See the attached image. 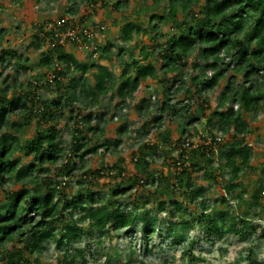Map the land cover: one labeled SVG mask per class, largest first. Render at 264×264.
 Instances as JSON below:
<instances>
[{
	"label": "trees",
	"instance_id": "1",
	"mask_svg": "<svg viewBox=\"0 0 264 264\" xmlns=\"http://www.w3.org/2000/svg\"><path fill=\"white\" fill-rule=\"evenodd\" d=\"M12 1L20 5L22 0ZM150 1L148 5L142 0L134 11L148 19L145 29L129 21L119 29L117 39L122 45L116 55L121 59L127 54V61L122 62L124 69L117 78L104 65L78 63L65 51V43L85 44L94 39L92 28L84 26L86 16L82 13L73 18L81 4L90 6L93 13L107 5L118 12L127 6V1L67 0L66 4L59 5L61 15L57 20L43 19L31 24L43 34L39 38L35 36L27 48L41 51L37 65L45 67L51 77L42 81L41 77L46 74L39 73L36 81L28 84H17L15 80L8 84L7 77L0 80V189L4 192L0 201V261L4 264H31L30 257L41 244L50 240H57V249L64 250L63 264H78L83 251L74 250L72 254L68 247L79 235L97 243H101L98 237L108 242L111 236L121 238L120 234L126 236L127 229L137 226L143 230L147 251L154 222L148 214L154 205L164 212L168 204L166 215L173 220L170 228L180 227V231L189 226L184 214L193 205L190 216H196L200 223H209L211 227L206 233L217 239L229 233L243 238L248 220L264 223V163L251 164L253 152L244 139V134L251 132L244 116L249 115L254 120L264 114V0ZM162 24H168L172 34L165 36ZM68 28L79 29L76 33L79 41L65 38L64 44H60ZM98 31L108 34L105 27H98ZM5 32L0 28V45ZM147 33L153 34L152 39L159 36L164 39L150 48L139 47L145 61L141 64L133 54L137 45L129 43L133 35ZM113 46L114 41L106 37L99 47L100 54L107 55ZM195 52L200 61L189 63L195 72L189 78L191 88L185 82L188 73L184 69L189 66L190 54ZM28 61L10 48L0 49L3 70L12 67L14 74H18ZM92 66L96 74L92 76L94 84L90 85L83 76ZM229 72L232 75H228ZM70 73L80 76L65 84L62 77ZM239 76L241 82H238ZM223 79L225 85L217 97L212 117L204 126L200 121L191 125L198 143L190 140L191 134L185 130L172 141L170 129L163 124L164 114L171 113L177 122L186 119L179 114L177 103L172 104V95L195 96L203 103ZM152 81L160 87L161 114L151 117L138 129L137 150L128 166L117 150L120 141H114L112 149L108 142L89 147L90 139L80 137L82 132H92V136L99 137L104 130L100 122L90 126L91 115L86 119L83 111L94 108L99 100L107 97L109 101L118 99L121 110L125 100L141 85ZM40 87L55 90V94L40 99ZM65 111L73 135L70 144L59 139L56 123ZM138 111L142 114L141 107ZM98 120L103 123V117ZM153 128L154 141L141 140L140 135L147 136ZM215 131L220 133V138L231 136V139L220 144ZM169 144L178 152L177 157L167 159L166 172L153 169L154 154H161ZM101 148L108 155L105 165L100 169H86L85 157L96 154ZM23 156L28 159L26 163H22ZM215 157L216 164L213 163ZM197 170H205L209 181L221 180L223 194L214 201L221 208L219 213L206 201L204 189L192 183L191 174ZM79 171L77 188L71 193L67 185ZM104 177L113 179L114 183L107 196L95 197L92 187ZM7 186L14 188L7 191ZM179 194L186 197L185 203L179 199ZM122 201L128 202L127 207ZM218 216L223 218L221 222ZM251 229L252 232L257 230ZM179 230L176 233L167 230L165 235L176 234L174 244H178ZM260 230L264 238V225ZM250 246L246 249L247 258L251 257L253 244ZM132 254L127 255V264H131ZM80 264L85 261L81 259Z\"/></svg>",
	"mask_w": 264,
	"mask_h": 264
},
{
	"label": "rangeland",
	"instance_id": "2",
	"mask_svg": "<svg viewBox=\"0 0 264 264\" xmlns=\"http://www.w3.org/2000/svg\"><path fill=\"white\" fill-rule=\"evenodd\" d=\"M67 0H49L47 3L45 0H22L19 5L17 2L12 0H0V28L6 30L4 39L0 45V49L7 47L15 52V55L21 56L23 60L28 59L25 63L24 69L18 71V74H14L15 71L12 67L2 69L0 66V72L2 73L1 79L7 77L8 84H11L13 80L17 84H28L36 81V75L39 73H45L46 75L41 77L42 81L49 79L51 74L47 73L45 67H40L38 64V57L40 56V50H34L27 48L28 43L33 41L34 37L37 38L42 36V32L36 29L31 24L34 21L39 22L43 19L55 21L61 15L59 5L66 4ZM127 1V6L122 7L118 12L112 11L111 5H107L102 9H98L95 13L92 12L90 6L81 4L79 6L78 14L73 15V18L78 17L80 14H84L85 24L84 26L92 28V34L94 39L88 41L85 44H74L71 41L65 43V51L71 53L78 63L82 65H104L108 68L113 75L117 78L124 65L122 62L127 61V54H124L121 59L117 57L116 53L122 43L117 39L120 35L119 29L126 22L138 23L141 28L144 27L147 22V18L144 15H136L134 13L141 4L142 0H122ZM70 5L72 4L69 2ZM146 4H150V0H145ZM68 16V15H64ZM96 24H94V23ZM93 23V24H92ZM95 25V26H94ZM98 27H105L106 33L98 31ZM143 29V28H142ZM161 30L168 36L172 34L171 27L168 24H162ZM106 37L111 38L114 41L113 49L107 55L100 54V48ZM153 34L147 33L144 36L133 35V41L129 44H136L137 46L133 49V54L141 62L142 55L139 54V47L145 46L150 48L155 43L163 41L164 37H156L154 39ZM48 41V38H47ZM197 53L190 54L188 60L189 63L200 60L196 57ZM188 75L185 77V82L189 87H193L190 79L195 72L189 66L184 69ZM96 74L94 66L90 68L88 72L84 74V78L88 80L90 85H93L92 76ZM228 75H232L231 72ZM80 76L79 73H70L67 76H63L62 80L68 84L69 79L77 80ZM170 79L171 77L168 76ZM238 82H241L239 76ZM150 84L141 85L138 90L132 94L130 99L125 100L122 109L119 110L120 102L118 99L109 101V98L99 100L96 106L92 109L83 111L84 118H88V114L91 115L90 126H95L97 122L103 127L102 136H92L93 133L82 132L80 137H86L90 139V146L94 143L102 144L104 142L110 143V149L113 148L114 141H120L117 150L121 152V157L125 160V165L129 164V160L133 157L137 150V131L140 126L146 121H150L151 117H158L161 113L159 107L160 101V87L158 83L154 81L149 82ZM39 85V84H38ZM225 85V79L221 80L219 86L211 93L207 94L206 102L202 103V99L194 97L184 96L182 93H175L172 95V104H176V108L179 109V114L186 117L184 122H177L176 118L172 117L171 113H166L163 124L167 125L170 129V139L175 141L181 134L182 130L190 133V140L198 143L199 138L193 133L191 125L200 121L204 126L206 120H209L213 114V108L216 104L217 97L221 89ZM263 86V85H262ZM29 88V86H28ZM79 89V84H77ZM31 89V88H30ZM51 89V88H50ZM38 94L40 99H47L51 95L55 94V90H49L48 87L38 88ZM144 100L145 102H142ZM188 105V106H186ZM181 106H184L181 108ZM80 107V106H79ZM139 107H141V113H139ZM236 109V106H234ZM67 111H65L56 121L57 128L59 131V139L66 144H70L73 139L71 134V126L68 124ZM103 117V123L99 121ZM244 119L250 128L251 132L244 134V139L247 145L252 149L253 158L251 164L262 165L264 163V114L259 115L256 119H251L249 115H245ZM215 122V119H212ZM72 123V122H71ZM70 126V127H69ZM150 127V126H149ZM152 128V127H150ZM87 127L84 126L86 131ZM119 129L123 132L120 133ZM154 128L149 130L147 136H141V140L154 141ZM220 133L215 131L214 136L217 138V142L220 144L226 143L231 139V136L219 137ZM170 147H166L160 154L155 153L152 160V168L158 170H166L167 159L177 157L178 152L173 150L172 144ZM101 148L94 155H87L85 157L86 169H100L107 161V152ZM19 155V154H17ZM22 163L27 162V158L24 156ZM115 159V158H113ZM217 157L213 158V163H217ZM128 166V165H127ZM131 169V167H129ZM79 171L77 177L70 180L67 185L68 191L74 192L77 188V181H79ZM205 170H197L191 174V181L196 187H202L204 189V197L207 202H210L212 208L219 213L220 206L215 204V200L219 199L223 194L221 187V180L218 179L216 182L209 181L205 178ZM256 174L253 175L255 177ZM113 180V179H112ZM110 178H101L96 186L92 187V194L105 195L109 194L108 189L114 183ZM247 182V180H243ZM89 187V185H88ZM86 187V189H89ZM9 188L13 186H7L5 189L9 191ZM5 190V191H6ZM4 192L0 189V201H3ZM179 199L185 203L186 197L179 194ZM123 205L127 207L128 202L122 201ZM225 208L226 206L223 205ZM166 211L162 212L153 206V209L149 211L148 216L154 220L150 227L151 239L147 241L148 250H145L142 228L139 226L127 229L128 233L126 236L120 234L121 238L111 236L110 241L102 242L101 238L98 237L101 243L93 241L89 237L79 235V239L75 240L68 247V251L82 250V258L85 264H127V255L133 253L131 256V264H264V238H261L260 227L264 225L261 221L248 220V230H246L243 238H239L237 235L229 233L222 239H217L214 235H208L206 230L211 227L209 223H200L196 216H190L193 205L190 206L184 217L189 221V226L183 231L179 230L180 227L170 228L172 219L169 218L166 213L170 206L166 205ZM193 208V209H192ZM218 222H221L223 218L217 217ZM179 221V219L175 220ZM87 223L84 222L83 226L86 227ZM252 227H255L256 232H252ZM180 231V242L174 244V238L176 234L165 235V232ZM122 235V236H121ZM253 244L251 257L247 258L246 249L251 247ZM58 241L50 240L41 244L39 249L30 257L31 264H63V249H57ZM81 259H77V263H81ZM109 260V263H105ZM0 264H4L0 261Z\"/></svg>",
	"mask_w": 264,
	"mask_h": 264
},
{
	"label": "built area",
	"instance_id": "3",
	"mask_svg": "<svg viewBox=\"0 0 264 264\" xmlns=\"http://www.w3.org/2000/svg\"><path fill=\"white\" fill-rule=\"evenodd\" d=\"M78 31H79L78 28H73V29H72V28H68V29H66V31H65V33L62 35V37H61L59 43H60V44H64V43H63V40H64L65 38H69V39H71V40L76 39V41H79V39L76 38V33H77ZM83 33L86 34L85 31H83ZM56 35H58V34H56ZM86 35L89 37V39L91 38V35H88V34H86Z\"/></svg>",
	"mask_w": 264,
	"mask_h": 264
}]
</instances>
